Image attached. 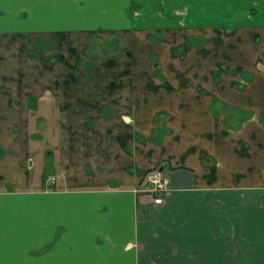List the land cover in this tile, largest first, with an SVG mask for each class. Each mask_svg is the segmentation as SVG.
<instances>
[{"label": "crops", "instance_id": "crops-1", "mask_svg": "<svg viewBox=\"0 0 264 264\" xmlns=\"http://www.w3.org/2000/svg\"><path fill=\"white\" fill-rule=\"evenodd\" d=\"M176 1L4 0L0 264H264V0L191 26ZM103 34L115 53L90 46ZM47 116L50 177L33 172ZM155 167L161 204L143 190Z\"/></svg>", "mask_w": 264, "mask_h": 264}, {"label": "rangeland", "instance_id": "rangeland-1", "mask_svg": "<svg viewBox=\"0 0 264 264\" xmlns=\"http://www.w3.org/2000/svg\"><path fill=\"white\" fill-rule=\"evenodd\" d=\"M180 1L182 0H177L176 1V5H174L175 7H180ZM183 9H180L181 11L183 10L186 14L184 15V18L188 21V25H206V24H211L212 22H215L217 20H224L226 22L231 23L232 21H234L233 16L231 13L234 7V4H231V2H225L224 0H184V3L182 4ZM138 7V6H137ZM143 7V8H142ZM142 10L138 11V14H145L144 12H149V14H151L152 16V20H155L156 17L153 14V11L157 14L160 15L161 17L164 16L163 12L160 8L153 6L152 4H149L148 1H146L145 5L143 4L142 6ZM137 9V8H136ZM158 20V19H156ZM145 24L148 22V19H144ZM181 20L178 19L176 23L181 24L180 22ZM158 38L159 36H163V34H157ZM196 38H198V40H196ZM196 38H191V44L193 46V48H197L199 46H201V39L199 37ZM76 39V38H75ZM103 41H108L106 44H103L104 46L101 47V43ZM12 46H14V44L18 43L15 39V37L12 38ZM72 43V42H71ZM91 43L90 46H96V53L101 54V53H115L116 49L118 46L122 45V39L120 36H112L110 34H103L100 36V38H98V36H96V38L90 39L89 44ZM127 42L123 43V46H131L129 44H125ZM103 48L105 49V51H102ZM179 51L182 52V55H184L187 51L186 47H182L180 48L177 53L179 54ZM180 52V53H181ZM140 51L138 49H134V50H130V54L126 56V54L124 53V56L120 58L121 62H122V68L124 69L126 67V62L131 61L132 59H140L141 55H140ZM108 55V54H107ZM179 57V56H178ZM158 56L157 55H152L151 59L155 62H158L157 60ZM145 64L142 66V68L145 69ZM164 70L162 69H158L157 71V75H159L158 78H161L162 81H165V78L163 76ZM156 75V76H157ZM128 84H126V88H128V90H132V82L127 81ZM166 83V82H165ZM39 118V117H38ZM58 118H56V116H51L48 117L47 119L44 121H41L40 123L44 124V127H48L49 129L51 128V136L48 135L45 132H41L39 131V135L42 136V138H37L39 139V141L42 143L41 145L43 147H50V145L52 146L53 143L50 142H54L56 139V133L57 131H55V129L58 128L59 124H58ZM37 125V123H35ZM35 127V125H34ZM38 129H40L38 127ZM36 134V130L34 132ZM45 133V134H44ZM42 149V148H40ZM39 149V150H40ZM39 150H38V154H39ZM50 150L49 148L46 150L45 155L42 156H36L34 158V174L35 175H42V176H46V177H50L51 175H56V167H57V161H56V156L57 154H50L47 151ZM40 157V158H39ZM34 175V176H35ZM54 183V182H52ZM52 184L51 187H53ZM56 186V185H55Z\"/></svg>", "mask_w": 264, "mask_h": 264}, {"label": "built area", "instance_id": "built-area-1", "mask_svg": "<svg viewBox=\"0 0 264 264\" xmlns=\"http://www.w3.org/2000/svg\"><path fill=\"white\" fill-rule=\"evenodd\" d=\"M56 181V177L52 178V182ZM171 184L170 177L161 167L150 169L144 178L143 190L148 194L151 200L156 204L164 202V194L168 191Z\"/></svg>", "mask_w": 264, "mask_h": 264}, {"label": "snow or ice", "instance_id": "snow-or-ice-1", "mask_svg": "<svg viewBox=\"0 0 264 264\" xmlns=\"http://www.w3.org/2000/svg\"><path fill=\"white\" fill-rule=\"evenodd\" d=\"M12 2H14V0H12ZM3 3H4V0H0V7H2Z\"/></svg>", "mask_w": 264, "mask_h": 264}]
</instances>
